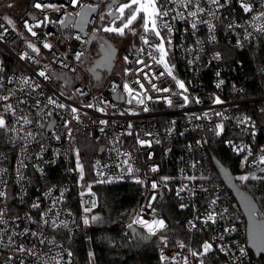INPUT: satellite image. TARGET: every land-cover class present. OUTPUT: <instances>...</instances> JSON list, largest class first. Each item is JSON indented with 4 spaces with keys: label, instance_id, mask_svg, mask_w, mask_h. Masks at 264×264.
I'll use <instances>...</instances> for the list:
<instances>
[{
    "label": "built area",
    "instance_id": "built-area-1",
    "mask_svg": "<svg viewBox=\"0 0 264 264\" xmlns=\"http://www.w3.org/2000/svg\"><path fill=\"white\" fill-rule=\"evenodd\" d=\"M109 1L80 0L73 6L71 0H28L16 26L7 23L0 14V25H3L0 27V95L9 96L8 101H0V113L8 127L15 129L8 132L0 129V191L7 194L0 199V209L4 210L0 216V264H21V261L23 264H57V261L79 264L69 240L82 230L85 209H90L87 211L90 215L99 206L98 195L91 185L138 180L143 181L145 198L126 224V233H130V224L137 230L144 229L132 223L137 216L147 221L164 219L168 226L158 204L173 195L184 213L185 229L190 232L188 222L192 220L197 229L190 233H209L193 248L214 240L215 250L201 257L205 264H264L262 257H257L248 245L246 218L217 171L211 149L215 141H223L242 159L246 170H241V174L264 168L260 163L264 155V61H260V80L255 82L249 65L238 54L247 53L251 47L264 51V33L253 27L264 21L252 20L253 15L264 11V0H246L253 5L250 13L243 11L241 0H219V5L199 0L205 12L195 18L188 15L193 8L185 10L162 0L170 11L158 24L168 49L167 59L175 66L173 74L188 89L186 105L171 77L152 78L153 73L159 76L164 68L151 59L148 53L153 50L142 40L137 48L127 50V62L125 58L116 59L110 74L102 70L96 79L89 71L90 64L84 59L93 53L87 49V43L94 37V44L99 48V36L109 39L99 29L100 17ZM37 2L56 5L60 10L41 11L33 7ZM88 5L97 6L98 12L83 34L76 29V20L81 9ZM177 13H183L184 18ZM46 15L48 21L34 27L37 35L32 36L24 22L35 25L43 22ZM68 15L74 20L63 29L59 21ZM165 23L170 26V32L163 27ZM209 24L214 25L213 31L209 30ZM141 35H148L151 43L159 42L151 33L142 31ZM44 42L52 48H44ZM28 43L35 44L39 54L32 52ZM141 48H145L143 53L139 51ZM25 53L31 59H22ZM77 53L83 54L80 60L76 59ZM138 59L150 67L137 63ZM125 69L129 70L127 74ZM40 71H45L50 78L40 77ZM145 73L151 84L170 91L154 90L144 78ZM25 79L29 80L27 85L23 83ZM137 80L144 85L143 89ZM125 83L134 89V96L136 92L142 94L138 98H143L144 104L136 103L135 99L128 102L132 97L124 89ZM37 84L40 87H35ZM48 97L65 108L49 105ZM166 97L171 98V105ZM216 97L222 103H215ZM6 104L12 105L14 113L4 112ZM71 108L78 112L73 114ZM21 117H27L32 123L23 125ZM217 125L223 126L222 131ZM218 131L220 135L216 134ZM28 132L32 133L31 137L27 136ZM84 138L96 145L92 179L87 178L84 170L81 179L77 167L79 162L83 168L77 150ZM139 140L145 143L142 145ZM102 145L104 151L99 153ZM241 146L245 151L237 153L236 148ZM129 166L133 169L131 173L127 170ZM153 168L157 170L152 171ZM100 180L106 182L100 183ZM152 183L157 188L153 189ZM33 203H39V208H33ZM181 204L186 207L181 208ZM209 212L216 215V222L204 224ZM43 213H47L44 218L49 220L48 225L43 224ZM53 219L57 224L64 221L67 228H53ZM225 229L234 230L226 232ZM221 235L223 240L219 239ZM129 236L135 238L136 234ZM220 244L228 249V254L219 251L216 245ZM20 247L31 252H21ZM240 248L245 249L243 256ZM177 254L180 264L183 256H188L189 264H199L197 258L191 257L187 249L181 250L178 244L162 246L158 258L162 264H176L172 260L162 262L161 255L171 258Z\"/></svg>",
    "mask_w": 264,
    "mask_h": 264
},
{
    "label": "snow or ice",
    "instance_id": "snow-or-ice-1",
    "mask_svg": "<svg viewBox=\"0 0 264 264\" xmlns=\"http://www.w3.org/2000/svg\"><path fill=\"white\" fill-rule=\"evenodd\" d=\"M168 3H173L176 4L178 7H182L185 10L189 9V7L193 8L194 10L189 11L188 15L191 17H197L198 15L202 14L205 12V9L201 8L199 6V0H167ZM209 3L211 4H216L219 5V0H208ZM71 3L73 6H76L80 3V0H71ZM12 5H9V7H11ZM33 7H35L36 9H40L41 11H44V9L46 8H51L53 11H59V7L53 4H41L39 2L35 3L33 5ZM241 7L243 8V11L245 13H250L253 11V5L250 3H247L246 0H241ZM116 9L117 12L119 13V15H117L116 13L109 11L108 15L112 17L111 20V24H115V22L117 20L121 21V26L119 28L117 27H113V26H109V27H103V31L105 32H110V33H116L117 35L123 36L125 35V30L127 29L128 31L132 32L133 35L136 34V30L132 27V25L137 22L138 20L140 21V27L143 29V33L145 34H153L155 37L159 38V42L158 43H151L150 39L148 38V35H141L140 39L142 40L143 44L145 46H149L152 48V52H149L148 55L151 57V59L153 61H155V63L157 65H162L164 68L163 72L159 73V76H156L153 73V77L155 79H159V77L167 75L168 77H171L172 80L175 81V84L177 86V88H179L181 91L179 93V95L182 97L184 104L186 105L189 102V97L187 95H185V93H187L188 89L185 86V82L182 80L177 79V77L173 74V69H174V65H170L167 57H168V49L165 47V40L164 38L161 36V32H160V26L158 24V21L160 19H162L163 17H166L169 15V11L170 9L166 8L165 3L162 2V0H125V2H121L116 4ZM88 11H95L94 8H91L90 6L87 9ZM177 15H179L182 19L184 18L183 13H177ZM4 19L7 21V23L12 24L13 21L11 19H9L8 17H4ZM100 19L103 21L105 19V17L103 15H101ZM253 21H264V11H261L260 13L253 15L252 17ZM48 21V17L47 15L44 18L43 22L37 23L35 25H30L27 21L24 22V27L26 28V30L32 35V36H36L37 33L33 30L34 27H40L41 23H46ZM59 23L61 25H65V20H61L59 21ZM0 27H3V25H0ZM164 28H166L169 32L171 31V28L168 24H164L163 26ZM193 28L196 27V23H193L192 25ZM253 27L255 28V30L257 32H261L264 33V23H261L259 25H255L253 24ZM214 29V25L209 24V30L213 31ZM249 35H251L249 33ZM247 38V37H246ZM76 39L79 40L80 36H76ZM214 39V37H213ZM168 43L170 44L171 42L168 41ZM28 48H30L32 50V52L39 54L40 49L38 47L35 46V44L33 43H28ZM43 47L46 49H51L52 45L50 43L44 42L43 43ZM141 53H143L145 51V48H141L139 50ZM154 53H158V56L155 55ZM83 54L82 53H77L76 54V59L80 60L81 56ZM23 58H28L31 59V57L28 56L27 53H25V55L22 57ZM216 58H219V53L216 54ZM128 58L125 57V61L127 62ZM139 64H145L144 60L142 59H138L136 61ZM189 63H192V61H189ZM145 67H150V65L145 64ZM129 70L125 69V73L127 74ZM140 71L142 72L143 69H140ZM38 75L40 77H43L45 80L49 79L50 77L47 75V73L45 71H40L38 73ZM144 78L148 80V82L151 84V79L149 78L148 74L145 73L144 74ZM24 84H28L29 80L25 79L23 80ZM136 83L140 84V88L143 89L144 85L140 83L139 80L136 81ZM152 88L156 91H160V92H169L170 89L167 87H161L158 88L156 84H151ZM35 87H40L39 84L35 85ZM217 87H219V85H217ZM124 89L125 91L128 92L129 96L132 97V99H129V103H132V100L135 99L136 103L138 104H144V99L143 98H138L140 97L142 94L140 92H136L135 96L133 95L134 89H132L131 87H129V85L127 83L124 84ZM64 93H61V95H63ZM82 95L84 93H81ZM148 99H151V97H147ZM167 100V103L169 105L172 104V100L171 98H165ZM9 100V96H4V95H0V101H8ZM48 104L49 105H54L55 107L58 108H65V105L62 103H58L55 99H53L52 97H48ZM23 102V101H21ZM197 103L199 102L198 100L196 101ZM215 103L219 104L222 103V101L219 99V97H216L214 100ZM40 101L37 100L36 101V105L39 106ZM89 107H92V105H88ZM4 112H13V107L11 104H6L3 106ZM101 111L103 109H100ZM145 111H147V107H145L144 109ZM71 112L73 114L78 112V109L76 108H71ZM49 115L51 114L50 112L48 113ZM205 116H207L208 114L205 113ZM216 115H221V113H216ZM74 119H79L78 116H74ZM199 118V117H197ZM23 122V125H28L31 124L32 121L29 120L27 117H21L20 118ZM101 124L106 123L105 121H100ZM243 123V121H242ZM22 125V126H23ZM65 126H67V122L65 124ZM130 127V126H129ZM218 129H220L222 131L223 126L222 125H217L216 126ZM0 129H4L5 132L8 131H15V129H10L6 123V120L4 118L3 113H0ZM101 131H103V129H101ZM71 130L69 129V134H70ZM217 135H220L221 132L218 131L216 133ZM27 136L31 137L32 133L28 132ZM57 139H59V137H57ZM140 144H144L145 142L142 140L138 141ZM235 147V146H234ZM237 153L245 151L244 147H239L236 148ZM264 151V150H262ZM77 155H78V150H77ZM247 160V157H245V161ZM128 161L125 160V164H127ZM260 163L264 164V155H261L260 157ZM77 167L80 169L81 172V179L83 178V168L82 166L79 164V162L77 163ZM128 172L131 173L133 171V169L131 168V166L128 167ZM156 168H153L152 171H156ZM2 171V170H0ZM261 172H264V168L260 169ZM100 175L102 176L103 174L100 173ZM165 180L167 178H164ZM238 179L241 182H247L249 181V179H259V180H264V176L261 177H257V176H248V175H241L238 177ZM100 183H104L106 181L104 180H100L98 181ZM138 183H142L143 181H137ZM157 184L156 183H152V188L155 189L157 188ZM90 187V186H89ZM181 191H183V189H181ZM179 191L177 192V195L179 196ZM6 192L4 191H0V199L6 198ZM63 195V193H61V196ZM153 199H155V197H153ZM54 204L56 203V201L53 202ZM216 201L213 200L212 204H215ZM33 208H39V203H33L32 205ZM181 208L186 207V205L181 204L180 205ZM90 209H85V212L89 211ZM3 211L2 209H0V216L3 215ZM52 209H49V212H51ZM154 211V210H153ZM225 211H227V209H225ZM59 215V213H57V216ZM47 216V213H43L41 219L43 220V224L44 225H48L49 224V220L45 219L44 217ZM261 216H264V213H261ZM99 217H92V220H98ZM197 220L200 219L199 217L196 218ZM84 224L87 225L89 223V220L87 219V217L84 218L83 220ZM215 223L216 222V215L212 212H209L207 214V216L204 218L203 223L207 224V223ZM133 224H138L140 226H142L148 233V236H155L157 235V233L159 231L164 230L167 225L164 221V219H156L154 218L152 221H147L144 220L143 218L137 216L133 222ZM189 224V231H193L195 229H197V224L195 221L190 220L188 222ZM51 226L53 228H57L60 226H63L65 228H67V224L64 221H60V224L56 223V220L53 219L51 221ZM129 228L132 227V224H130L128 226ZM251 231H250V236L253 238V240L257 243V245L260 247L261 251H264V221H256L255 220V214H253V220L251 222ZM234 229H225L226 232L228 231H232ZM32 235H36V233H32ZM223 235H221L219 237L220 240H223ZM11 241V237L9 238ZM161 241L163 243H167L168 238L166 236H162L160 237ZM215 239V238H214ZM44 241L41 240V243H43ZM214 244V240L213 241H204L199 248H193L190 244H185L183 242V240L178 241V247L183 250V249H187L188 253L190 254L191 257H195L197 258L199 264H205V261L203 259H201V257H205L207 256L209 253L213 252L215 249L213 247ZM217 248H219L220 252H223L225 254H228V249L220 244V245H216ZM19 251L23 252V251H29L31 252V250H27L24 249L23 247H20ZM241 256H243L245 254V249L244 248H240L239 249ZM72 253L71 251H68V256L71 257ZM179 254H177L176 256H173L171 258L169 257H165L163 255H161V261H166V260H172V261H176V264H180L179 261H177V256ZM90 258L92 257V253H89ZM11 259V258H10ZM182 262L183 264H189V258L188 256H183L182 257ZM21 264H23V262L21 261ZM57 264H59V261H57Z\"/></svg>",
    "mask_w": 264,
    "mask_h": 264
},
{
    "label": "trees",
    "instance_id": "trees-1",
    "mask_svg": "<svg viewBox=\"0 0 264 264\" xmlns=\"http://www.w3.org/2000/svg\"><path fill=\"white\" fill-rule=\"evenodd\" d=\"M108 17V15L105 16V18ZM103 24L101 26L99 23V29L102 30ZM91 51L93 54L94 52H100L94 43L91 46ZM247 51V53L244 51L238 54L249 65L256 82L261 77L259 68L260 61H264V51L260 52L254 47ZM256 91L257 89L254 90V92ZM1 140L0 131V148L2 146ZM211 149L213 155L228 167L235 176L241 170H246L243 168L242 159L233 154L223 141H215L211 145ZM78 153L87 178L92 179V158L96 154L95 142L84 138L78 147ZM214 170L216 171V169ZM262 176H264V173ZM239 185L254 196L260 206V213H264V180L249 179V181L239 183ZM91 187L98 195L99 206L89 215L90 224L85 225L81 221L82 230L69 240L74 249L77 262L79 264H162L158 258L160 243L149 242L139 245L137 241L127 236L120 228V224L129 219L132 211L143 202L145 198L143 184L138 182L106 185L94 183ZM77 208L81 211L79 204ZM158 208L162 211L168 223L167 228L163 230L168 233V240L167 243L162 245L174 246L178 244V241L183 240L185 244L195 247L199 241L209 236L207 231L190 233L185 229L184 213L179 208L173 195L163 198L159 202ZM92 217H99V219L93 221ZM108 237L114 239V241L109 242ZM91 252L92 257L90 258L89 253ZM262 260L264 261V257H262Z\"/></svg>",
    "mask_w": 264,
    "mask_h": 264
},
{
    "label": "water",
    "instance_id": "water-1",
    "mask_svg": "<svg viewBox=\"0 0 264 264\" xmlns=\"http://www.w3.org/2000/svg\"><path fill=\"white\" fill-rule=\"evenodd\" d=\"M125 2L121 0H110L107 3L106 10L103 11V16H107L109 11H112L119 15L116 9V4ZM89 5L84 6L76 20V29L80 30L83 34L85 33V27L88 24V22L97 14L98 7L97 6H90L91 8H94L95 11H88ZM109 16V15H108ZM74 20V17L72 15H68L65 19V25H62L63 29H66L70 23H72ZM112 17L109 16L108 18H105L103 21L100 22V25L102 26L103 22L105 21H111ZM65 36H69L68 33L65 34ZM95 42L94 37L87 43V49H91L92 44ZM97 42L99 43V50L100 55L95 58V62L90 65L89 71L93 74V76L97 79L99 75L101 74L102 70H107L110 74L112 71V68L115 64V58L117 56V48L115 44L109 40L106 36H99L97 39ZM104 145H102L99 149V153H102L104 151ZM213 162L214 165L219 172L220 176L222 177L223 181L227 185V187L231 190L234 198L238 202L242 212L244 213V216L246 218V232H247V239H248V245L253 250V252L256 254L257 257H264V251L260 250V247L257 245V243L253 240V238L250 236L251 231V222L253 220V214H255V220L256 221H264V217L260 215V206L254 196L246 191L244 188H242L234 173L226 167L217 157L213 156ZM137 232L136 227L130 228V233H126L127 236L135 235Z\"/></svg>",
    "mask_w": 264,
    "mask_h": 264
},
{
    "label": "rangeland",
    "instance_id": "rangeland-1",
    "mask_svg": "<svg viewBox=\"0 0 264 264\" xmlns=\"http://www.w3.org/2000/svg\"><path fill=\"white\" fill-rule=\"evenodd\" d=\"M27 2H28V0H0V14L2 15L3 19H4V17H8L9 19H11L13 21V23L10 24V25L16 26L19 17L22 15L23 11L27 7V4H28ZM9 5H12V6L9 7ZM109 26H113V27L119 28L121 26V21L117 20L114 25L111 24V21L110 22L107 21V22H105L103 24V27H109ZM103 27H102V29H103ZM132 27L136 30L134 25H132ZM102 32L105 33L109 37V40H111L117 46H122L124 44L129 43L131 41V39L133 38V36H134L132 34V32L128 31L127 29L125 30V35H123V36L117 35L116 33L105 32L103 30H102ZM136 32H137V30H136ZM126 53H127V51L124 52L122 58L126 57ZM99 55H100V52L99 53L98 52H94V54L92 56H91V54H90V56H86L85 59H84V62L89 63L90 65H92L95 62V58L98 57ZM84 173H85V171H84ZM263 173L264 172H261V171H245L242 174L241 173H239V174H240V176L241 175H248V176L251 177V176L254 175V176L260 177V176L263 175ZM236 178H237L238 183H245V182H241L238 179V177H236ZM135 211H136V208L132 211L129 219L125 220L122 224H120V228H122L121 230L124 233H126V224L129 223L132 220L133 215L135 214ZM260 215H261V213H260ZM84 216L87 217V219H88L89 213L86 212L84 214ZM88 224H90V223H88ZM162 236H166L168 238L169 235H168V233L166 231H161V232L157 233V235L149 237L146 230L139 229L136 232V237L133 238V239L135 241H137V243L139 245H144V244L149 243V242L160 243L161 244L160 248H161L162 246H164V245H162L163 242L160 239V237H162ZM111 239L112 238H110V237L107 238V240L112 243L114 241V239H112V240Z\"/></svg>",
    "mask_w": 264,
    "mask_h": 264
},
{
    "label": "flooded vegetation",
    "instance_id": "flooded-vegetation-1",
    "mask_svg": "<svg viewBox=\"0 0 264 264\" xmlns=\"http://www.w3.org/2000/svg\"><path fill=\"white\" fill-rule=\"evenodd\" d=\"M121 1H125V0H121ZM107 3H106V6H107ZM105 10H106V7H105ZM133 25L135 26L137 32L133 36L131 41L127 44L122 45V46L115 45L117 48V56L115 58V61L118 58L121 59L123 57L124 52H126L127 50L135 49L140 45V42H141L140 37H141V33H142L143 29L140 27V21L139 20L137 22H135Z\"/></svg>",
    "mask_w": 264,
    "mask_h": 264
}]
</instances>
